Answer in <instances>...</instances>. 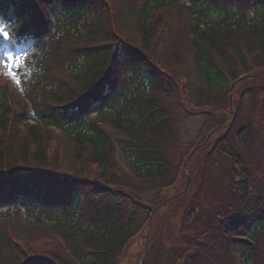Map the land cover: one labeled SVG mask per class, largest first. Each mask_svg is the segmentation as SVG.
I'll return each instance as SVG.
<instances>
[{
    "label": "trees",
    "instance_id": "16d2710c",
    "mask_svg": "<svg viewBox=\"0 0 264 264\" xmlns=\"http://www.w3.org/2000/svg\"><path fill=\"white\" fill-rule=\"evenodd\" d=\"M25 1L0 0V4L17 6L19 2L25 16H34L38 9ZM118 1L125 8L121 14L124 20L135 19L134 27L127 28V32L135 38L141 36L140 48L125 44L116 52L91 47V43L114 38L110 31L106 33L108 27L95 5L98 0H65V8L58 18L59 25L66 23L45 41L37 54L24 61L25 71L19 85L11 79L3 83L0 75V168L5 170L3 176L0 175V185L7 194L2 197L22 188L28 191V186L34 183L36 199L60 200L65 216L49 226L65 238L71 255L76 258H70L62 248L57 253L28 256L14 241L0 236V264H54L55 261L58 264H118L127 243L147 225L155 204L152 207L142 203L135 205L133 200L114 197L112 190L118 180L111 172L112 167L122 162L140 179L153 184L165 183L160 187L178 179L179 171L171 169L164 147L166 137L173 132L174 122L168 120L171 113L163 97L175 92L174 83L167 81L148 54L140 50H147L154 37L158 23L156 10L170 4V0H140L138 8L129 12L130 1ZM189 1L193 2L189 11L195 21L190 15H183L187 23L185 42L199 70L200 81L207 88V91L199 88L200 96L204 99L214 94L218 99L231 82L240 79L236 76L238 65L244 67V77L249 78L253 76L248 64L250 57L263 59L261 65L264 66V0ZM249 9L253 10L252 17H245ZM88 10L97 15L94 22L86 21L84 13ZM85 27L95 32L86 33ZM218 58L228 74L219 66ZM119 75L117 88L115 80ZM113 87L115 93L109 107L96 114L105 116V112H111V126L107 129L102 119L98 120L99 124L85 116L109 97ZM12 90L26 97L29 109L18 98L14 101L15 108L12 107L9 97ZM18 117L24 121L29 117L35 120L32 125L25 124L27 132L20 140L21 133L15 131ZM38 123L58 127L64 134L55 136L41 129ZM51 140L59 141V149L50 150L49 154L45 147ZM116 149L120 151L119 162L114 158ZM16 150L21 157L25 155L23 164L14 160ZM9 155L13 156L10 164ZM185 156H180L179 160ZM49 165L55 170L62 167L66 172L78 170V177L101 180L106 187L101 189L92 182L61 178ZM43 167H47L44 172H38ZM89 169L91 173L86 174ZM263 180H257L254 174L249 177L244 174L242 181L229 183L227 191L222 193L227 211L221 216L199 218L205 221L204 225L192 219L188 228L194 229L181 231L184 239L171 230L166 238L173 235L167 252L177 260L185 255L186 263L180 261V264H231L233 251H238L240 264H264ZM236 197H240L242 203L235 204ZM198 202L194 200L195 204ZM78 213H83V217L78 219ZM243 235L251 242L239 238ZM56 245L57 242L54 247ZM152 255L156 260L157 255ZM148 258L149 255L145 264Z\"/></svg>",
    "mask_w": 264,
    "mask_h": 264
},
{
    "label": "rangeland",
    "instance_id": "374dc122",
    "mask_svg": "<svg viewBox=\"0 0 264 264\" xmlns=\"http://www.w3.org/2000/svg\"><path fill=\"white\" fill-rule=\"evenodd\" d=\"M101 1L103 5L107 7L105 20L114 28L116 37L123 38L128 45L132 44L133 46H137L138 44V47H140L139 38L132 37L131 34L127 32L126 26L123 24H114L115 17L113 12L116 11L120 4H115L108 0ZM162 9L163 12H161V14L160 11L157 13V29L155 30L154 37H152L147 45V52L156 67L176 84L173 89L175 92L168 96L164 95L163 97L167 111L171 113L168 120L170 119L174 122L173 132L171 136L166 137L168 140L166 141V146H164L166 158L168 157L166 160L169 161L172 170H181L183 160L188 157L189 153L191 154L186 164L187 175L189 176L188 180H186L185 174L181 171L177 176L179 181L171 188L175 192L180 191L181 195L184 199H187V201L189 196L193 197L194 195L200 200V206L195 207L197 209V214L194 215L193 212L190 215L188 210H190L189 208L193 201L186 202L175 197V200L170 205L171 212L169 213V221L172 223V229L179 228L183 225L187 230L192 231L194 228H188V225L191 224L193 217L204 225L205 221H201L198 217L204 216L209 218V210L213 212L221 209L223 204L219 197L220 191L223 190V186L230 182L231 179L236 180L238 174L243 172V169L239 167L240 165L238 166L235 163L234 158L222 157L217 152L212 151L222 134L226 133V136L230 138L228 141L234 144L237 152L242 153L245 158H249V162H254L256 158L264 160V152H257L258 146H254L256 143L255 140L253 143L251 141L247 144L245 143V140L248 139V132H246L241 139H237L233 134V130L236 127L244 122H248L252 134L257 133L258 135L264 136V66L261 65L263 59L255 60L250 57L248 59V64L250 70H252V74L255 75L251 78L248 77L243 80H238L236 85L225 90V94L223 92L221 93L222 95L219 94V100H214L212 95L208 96V98H204L203 102L205 105H202V97L200 96L201 90L199 88H203L204 91H207V88L196 83V71L192 66L191 56H189L188 53L189 50L187 51V47L184 43L186 27L180 26L181 21L184 20L183 15L186 14V11H184V8L178 2L173 1L163 6L160 10ZM1 28L6 30L4 25ZM21 52L22 50L20 48L15 52H9V57H11L9 63L13 64L14 69L21 64V59L19 60L18 58ZM244 71V67L239 66L236 76H243ZM17 75L19 76V74ZM8 79L9 78L2 75L3 83ZM243 91L246 93L245 95H242ZM9 97L13 102L12 107L15 106L14 101H17L18 98L20 102L25 104L26 109H29L26 105V97L23 96V94H19L12 90L11 96ZM238 102H241L240 105H237L238 111L236 115H238V117H235V124L231 123L229 126V119L232 116L230 108ZM95 111L90 113V120L98 121L102 119L104 125L110 127L109 116L111 112H106L105 114L107 115L101 117L100 115H94ZM16 120L15 131L21 133L19 136L20 140L27 132L26 127L28 125L25 124L28 123L32 125L35 121H31V118L24 121L21 117H18ZM37 125L47 132L56 133L57 131L53 130L49 125L41 126V123ZM55 133L52 134L54 135ZM58 142V140H51L49 145L45 147L49 154H51L50 150L59 149L57 145ZM183 155H186L185 158L179 160V157ZM24 157L25 155L21 157L17 151L14 160L23 164L22 160ZM12 158L13 156L9 155V164ZM207 163L210 164H208L206 169H203ZM236 166L238 170H235ZM48 167L56 169L52 165ZM89 170L90 171H87L86 174L91 173V169ZM60 171L66 173L62 167H60ZM70 171L78 173V170ZM111 172H114L118 180V187L126 188L130 192H138L146 201L151 198L154 199L157 194L161 195L160 199L165 200V203H167L171 200H167L168 194H174L172 189H168L164 194L160 192V184L165 185V183L153 184L147 180L145 181V179H140L133 174L127 173V169L122 162L118 163L116 167H112ZM158 203L160 204V201ZM13 208L9 211L0 213V236H6L11 239V241H14L26 251L28 256L61 249L59 247L53 248L57 240L51 237V234L42 235V233L48 230L47 223H41L39 221V219L44 218L43 212L31 215L23 210ZM162 218L163 215L158 214L157 221L159 222ZM166 235L170 234H165L163 229H158L155 233L152 232V235L147 238V227H145L137 237L127 243L126 249L120 255L118 264H135L139 256L143 257L141 249L144 245L145 247L152 245L148 264H156V260L158 264H169L165 257L163 259L165 255L164 250L158 252V256L160 254L163 255L159 256L160 261L158 256L155 260V257L152 255L155 254L154 252L158 248L157 243H161L163 246H168L170 244L169 242L173 235L169 239L165 238ZM200 238L202 239L203 237L200 236ZM186 258L185 255H182L178 260L186 263ZM175 259H173L172 264H175L177 261Z\"/></svg>",
    "mask_w": 264,
    "mask_h": 264
},
{
    "label": "snow or ice",
    "instance_id": "6c2138e0",
    "mask_svg": "<svg viewBox=\"0 0 264 264\" xmlns=\"http://www.w3.org/2000/svg\"><path fill=\"white\" fill-rule=\"evenodd\" d=\"M0 37H2L5 40L9 39V33L7 31H5L3 28H0ZM23 57H21L22 59ZM9 59L11 60V57H9ZM8 66V65H7ZM15 83L19 84L20 83V79L18 77V75H13L10 77Z\"/></svg>",
    "mask_w": 264,
    "mask_h": 264
},
{
    "label": "clouds",
    "instance_id": "9594fccd",
    "mask_svg": "<svg viewBox=\"0 0 264 264\" xmlns=\"http://www.w3.org/2000/svg\"><path fill=\"white\" fill-rule=\"evenodd\" d=\"M22 59H23V58H22ZM5 71H6V75H7L8 77H11V76L17 74V72L14 70V66H13L12 63H8V66H7V68H6Z\"/></svg>",
    "mask_w": 264,
    "mask_h": 264
}]
</instances>
